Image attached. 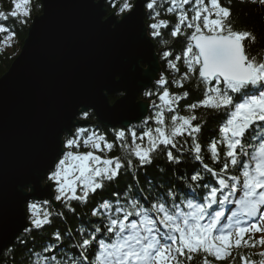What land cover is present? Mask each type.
Here are the masks:
<instances>
[{"label":"snow or ice","instance_id":"snow-or-ice-1","mask_svg":"<svg viewBox=\"0 0 264 264\" xmlns=\"http://www.w3.org/2000/svg\"><path fill=\"white\" fill-rule=\"evenodd\" d=\"M240 3L264 9V0ZM232 4L108 0L121 23L146 16L144 35L159 45L163 67H150L152 87L143 85L147 115L101 130L86 123L96 105L81 102L69 105L66 123L53 118L55 159L22 178L27 224L0 259L16 264L19 247L25 264H264V32L237 29ZM30 18L31 0L0 8V47L16 39L9 21ZM207 117L218 118L205 138ZM159 157L192 167L175 171V182H157L146 169ZM121 175L131 176L122 192L93 199ZM37 193L46 196L30 199ZM77 207L88 211L78 215ZM69 215L75 226L55 228L41 251L27 247L28 235Z\"/></svg>","mask_w":264,"mask_h":264},{"label":"water","instance_id":"water-1","mask_svg":"<svg viewBox=\"0 0 264 264\" xmlns=\"http://www.w3.org/2000/svg\"><path fill=\"white\" fill-rule=\"evenodd\" d=\"M40 3L41 13L0 76V248L12 245L27 224L22 178L55 159L51 120L66 123L69 105L83 102L96 105L91 111L103 127L139 122L147 114L139 96L143 85L151 86L148 69L159 65L154 42L144 35L146 16L121 23L107 14L106 0Z\"/></svg>","mask_w":264,"mask_h":264},{"label":"trees","instance_id":"trees-1","mask_svg":"<svg viewBox=\"0 0 264 264\" xmlns=\"http://www.w3.org/2000/svg\"><path fill=\"white\" fill-rule=\"evenodd\" d=\"M9 3H10V0H0V8L7 9ZM224 3L226 4L227 0H224ZM106 10H107V14L115 13L114 10L108 6V0L106 1ZM232 10H233V19L235 20V27L237 29H241L247 26L248 28H254L258 33L264 32V19H262L260 15V13H264V9H259L257 6L252 5V4H242L240 3V0H233ZM40 13H41L40 0H31V18L28 20L27 24H20L18 22L13 23L11 21L8 22V27L12 28L17 33V36L11 47H0V76L8 69L10 63L12 62L14 57L19 52L23 39L26 36L27 27L29 26L32 20V17ZM144 21L146 24L147 17H145ZM152 41L154 42L155 50L158 54L159 45L157 44L156 41L154 40ZM177 47L179 46L177 45ZM160 67L162 68L163 66L160 65ZM151 87L152 85L149 88ZM186 87L191 89L192 84H188L186 85ZM171 90L176 91L175 88ZM115 98L116 97L114 98L111 97L110 102H113ZM139 99L144 101L143 92L140 94ZM200 111L202 112L203 110H200ZM217 118L218 117L216 118L207 117L208 122L204 129V134H203L205 138L211 135L216 130V119ZM90 121L93 126L101 130L105 129V127H102L97 122L94 116H92V119ZM117 154H118V150L110 153V155H117ZM191 167H192V164L190 162L186 164H181L179 166L168 165L163 157H159L154 161V163L151 166H149L146 169V172H147L148 177H151L153 180L157 182L160 180H164L168 182H175L178 180V177L175 175V171L184 173L185 171L190 170ZM160 169H164L163 173L160 171ZM144 171H145L144 169L141 170V175H140L141 184H143L144 179H145ZM129 181H131V176L121 175L118 181L106 187V189L103 192L98 193L95 197H93V199L98 200L101 197H110L113 191L122 192L125 188L126 183H128ZM87 211L88 210L84 209L83 207H77L78 215L82 212H87ZM88 215H90V213H88ZM84 219L87 220L88 216L86 215ZM67 224H71L75 226L77 224V220L71 215H69L68 221L65 223H61V221L56 220L54 221L52 228H49L44 232H34L28 235L26 237L29 242L27 247L29 249L34 247L36 251H41V245L47 242L49 238V234L57 227L61 229L65 228ZM20 234H22V232ZM33 236H35L34 243H33ZM16 244H17V240L15 239L13 244L10 245L9 247L16 245ZM259 250L260 249H251L247 251L258 252ZM23 255L26 256L27 253L24 252ZM0 264H12V257L8 256L7 259H0ZM16 264H25V262L23 261L22 255H21V249L19 247L17 248V252H16ZM216 264H229V260L218 261L216 262Z\"/></svg>","mask_w":264,"mask_h":264},{"label":"rangeland","instance_id":"rangeland-1","mask_svg":"<svg viewBox=\"0 0 264 264\" xmlns=\"http://www.w3.org/2000/svg\"><path fill=\"white\" fill-rule=\"evenodd\" d=\"M9 247V246H8Z\"/></svg>","mask_w":264,"mask_h":264}]
</instances>
